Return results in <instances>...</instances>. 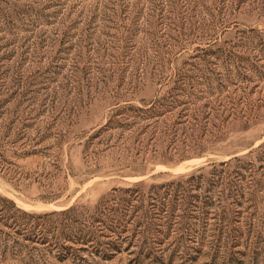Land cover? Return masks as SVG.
Instances as JSON below:
<instances>
[{"label":"rangeland","instance_id":"1","mask_svg":"<svg viewBox=\"0 0 264 264\" xmlns=\"http://www.w3.org/2000/svg\"><path fill=\"white\" fill-rule=\"evenodd\" d=\"M0 264H264V0H0Z\"/></svg>","mask_w":264,"mask_h":264},{"label":"trees","instance_id":"2","mask_svg":"<svg viewBox=\"0 0 264 264\" xmlns=\"http://www.w3.org/2000/svg\"><path fill=\"white\" fill-rule=\"evenodd\" d=\"M248 154H250V153H248ZM241 159V157L240 156H235V157H232L231 159H229V160H227V161H223V162H219L218 163V166H228L229 164H231L232 162H236V161H238V160H240ZM215 163H210V164H208V165H214ZM200 178H202L201 176H200Z\"/></svg>","mask_w":264,"mask_h":264}]
</instances>
